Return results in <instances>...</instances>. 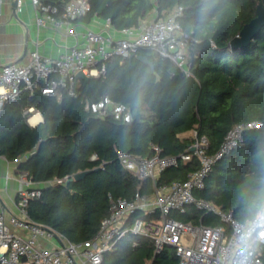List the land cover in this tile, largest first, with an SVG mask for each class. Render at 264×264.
I'll list each match as a JSON object with an SVG mask.
<instances>
[{
    "label": "trees",
    "instance_id": "obj_1",
    "mask_svg": "<svg viewBox=\"0 0 264 264\" xmlns=\"http://www.w3.org/2000/svg\"><path fill=\"white\" fill-rule=\"evenodd\" d=\"M72 0H40L63 19ZM91 11L83 18L110 19L115 30L139 27L154 12L168 16L183 8L180 23L191 53V76L173 62L151 51H141L154 63V70L140 60L114 57L106 62V73L90 80H76L78 98L62 91L59 101L43 93L52 79L41 78L33 90H23L15 101L0 111V155L18 164L36 184L28 213L73 243L92 239L109 215L110 197L131 201L137 193L152 195L155 184L141 181L119 163L117 149L139 158L153 156V145L165 156H180L191 144L182 136L197 132L208 141V154H216L228 133L251 121L261 128L247 131L238 147L218 161L195 191L240 222H249L264 210V27L242 50H232L230 41L257 17L264 0H89ZM213 44L215 46H213ZM109 96L125 105L131 121L104 118L85 108V101L97 102ZM44 121L32 127L29 110ZM96 154L97 160L91 161ZM200 167L196 156L189 163L164 170L157 183L185 182ZM92 171L80 181L69 182L76 174ZM67 178V179H66ZM56 181H63L57 183ZM54 182V183H53ZM19 200V198H18ZM157 217V216H155ZM173 219L207 226L220 219L190 206ZM147 218L136 213L130 219ZM134 243H137L134 246ZM264 263V247L260 252ZM175 249L155 254L151 240L127 234L103 255V264H177Z\"/></svg>",
    "mask_w": 264,
    "mask_h": 264
},
{
    "label": "built area",
    "instance_id": "obj_2",
    "mask_svg": "<svg viewBox=\"0 0 264 264\" xmlns=\"http://www.w3.org/2000/svg\"><path fill=\"white\" fill-rule=\"evenodd\" d=\"M30 1L36 9L39 27L47 22L79 20L91 11L89 0H72L65 7L63 19L58 21L54 16L57 11L54 7L44 5L40 0ZM153 14V19L144 20L139 27L119 31L123 34L120 39L111 36L110 31L114 27L108 19L105 27L98 32L87 29L83 34L84 44L72 47L59 58L43 56L36 49L24 62L0 66V111L6 103L15 101L23 90L32 91L35 82L41 78L52 79L50 86L43 89L44 94L60 101L61 92L67 91L69 96L78 98V73L91 78L103 76L108 60L114 57L130 59L141 51H151L173 62L190 77L191 61L186 51L188 37L180 23L183 8H176L168 16L159 15L157 11ZM85 108L101 118L112 115L116 120L131 121L126 106L114 102L109 96L97 102L86 100ZM29 113L28 123L33 127L40 125L43 117L34 123L31 121L41 114L34 109H30ZM262 126L260 121L237 125L214 155L208 154V141L205 137H199L197 132L193 133L191 144L180 156H165L157 145H153L154 154L148 158H139L117 149L120 165L141 181L151 179L155 184L154 192L150 196L137 193L131 201L110 197L109 215L101 222L99 231L92 239L79 244L31 218L27 208L36 183L26 173L19 174L20 216H7L0 212V264H103L104 253L114 249L127 234L151 240L155 254L169 247L174 248L177 264H264L260 256L264 240L256 233H252L250 238L248 235L249 226L255 218L240 222L231 211L194 195L195 191L204 188L213 166L238 147L244 134ZM193 155L198 158L200 167L189 175L187 181L168 185L157 183L164 170L178 167L181 162H191ZM97 158L94 154L91 161ZM190 206L205 214L216 215L221 224L184 223L171 217L173 213L185 214ZM136 213L147 218L136 219L131 224L130 219Z\"/></svg>",
    "mask_w": 264,
    "mask_h": 264
},
{
    "label": "crops",
    "instance_id": "obj_3",
    "mask_svg": "<svg viewBox=\"0 0 264 264\" xmlns=\"http://www.w3.org/2000/svg\"><path fill=\"white\" fill-rule=\"evenodd\" d=\"M36 16V9L30 0H0V66L24 62L36 49L43 56L59 58L72 47L84 44L83 34L87 29L98 32L106 25L105 19L96 16L89 22L82 19L59 23L47 22L45 26L39 27ZM154 17L152 14L149 19ZM110 33L116 40L123 36L115 29ZM193 133H187L182 137H192ZM23 160L24 158H21L15 163H10L0 155V212L7 216H20L18 164ZM48 185L51 184H35L33 188Z\"/></svg>",
    "mask_w": 264,
    "mask_h": 264
},
{
    "label": "water",
    "instance_id": "obj_4",
    "mask_svg": "<svg viewBox=\"0 0 264 264\" xmlns=\"http://www.w3.org/2000/svg\"><path fill=\"white\" fill-rule=\"evenodd\" d=\"M263 27H264V6L259 4L257 7V17L244 26L239 36L233 38L230 41V48L232 50H242L249 47L251 42L262 31ZM133 58H136L141 62L149 65L154 70V63L151 60H149L146 56L141 54L132 55L130 57V60ZM76 78L87 81L92 79L91 77L86 76L82 72L78 73ZM91 173L92 171L90 170L78 173L72 179H70L69 182L80 181Z\"/></svg>",
    "mask_w": 264,
    "mask_h": 264
},
{
    "label": "clouds",
    "instance_id": "obj_5",
    "mask_svg": "<svg viewBox=\"0 0 264 264\" xmlns=\"http://www.w3.org/2000/svg\"><path fill=\"white\" fill-rule=\"evenodd\" d=\"M252 233H256L260 239L264 240V210L256 214L255 219L249 226V238Z\"/></svg>",
    "mask_w": 264,
    "mask_h": 264
},
{
    "label": "rangeland",
    "instance_id": "obj_6",
    "mask_svg": "<svg viewBox=\"0 0 264 264\" xmlns=\"http://www.w3.org/2000/svg\"><path fill=\"white\" fill-rule=\"evenodd\" d=\"M186 51H187L189 60H191L192 56H191L190 50L188 48H186ZM188 138H191V136Z\"/></svg>",
    "mask_w": 264,
    "mask_h": 264
},
{
    "label": "bare ground",
    "instance_id": "obj_7",
    "mask_svg": "<svg viewBox=\"0 0 264 264\" xmlns=\"http://www.w3.org/2000/svg\"><path fill=\"white\" fill-rule=\"evenodd\" d=\"M40 118H41L40 115L39 116H36L35 119H33L31 122L34 123L36 120H41Z\"/></svg>",
    "mask_w": 264,
    "mask_h": 264
}]
</instances>
